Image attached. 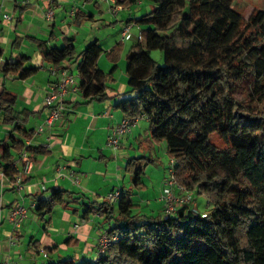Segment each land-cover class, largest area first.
I'll use <instances>...</instances> for the list:
<instances>
[{"label": "trees", "instance_id": "16d2710c", "mask_svg": "<svg viewBox=\"0 0 264 264\" xmlns=\"http://www.w3.org/2000/svg\"><path fill=\"white\" fill-rule=\"evenodd\" d=\"M142 1L149 2V12L127 21L141 28V40L126 54V75L137 85L115 108L127 118L148 119L144 142L165 143L176 183L204 196L208 209L200 213L185 204L173 216L137 212L131 197L143 188L145 168L153 160L130 158L124 171L132 186L119 190L116 203L106 198L81 203L84 218L113 220L105 232L114 240L105 253L94 260L44 264H264V11L245 18L233 0L115 3L128 7ZM32 41L46 63L68 69L76 64L84 99L107 98L110 76H97L98 60L104 54L117 62L122 42L104 51L95 40L77 52L69 38L59 48ZM154 50L163 54L162 64L151 58ZM28 60L22 55L6 62L2 73L27 79L38 70L25 66ZM247 81L242 99L236 98ZM15 104L14 95L0 93L1 122L12 127L0 140V172L11 183L18 174L16 156L49 152L26 144L35 130L25 128L26 115ZM74 195L58 188L44 191L33 196V211L48 224L54 209L70 206Z\"/></svg>", "mask_w": 264, "mask_h": 264}, {"label": "crops", "instance_id": "0c3cea01", "mask_svg": "<svg viewBox=\"0 0 264 264\" xmlns=\"http://www.w3.org/2000/svg\"><path fill=\"white\" fill-rule=\"evenodd\" d=\"M23 1L25 0H0V93L6 90L16 97V111L24 112L26 115L23 125L28 130H36L48 115L44 98L50 85L55 84L58 78L50 74L49 68L52 65L44 61L36 42L32 40L46 41L49 47L58 48L63 45L65 38L72 39L74 43L79 32L71 28L70 24L63 31L68 18L72 19V24L83 22L84 30L86 23L94 22L97 15L94 7L100 9L97 12L101 16L104 13L101 11L104 8L102 6H105L109 13L119 17L116 21L120 23L121 29L113 44L105 49L100 44L104 51H108L118 42H122L124 46L125 41L121 39L123 27L129 25L127 24L129 19H136L145 13L140 14L143 2L123 7L108 0H100L99 3L96 0H54L53 20L48 22L45 17L47 4L44 0H28L27 4ZM146 8L150 10V5L145 6ZM71 11L75 12V16H71ZM125 11L126 18L123 15ZM76 13H80L79 20L76 19ZM5 14L10 15L12 19L4 20ZM116 27L113 29H117ZM140 32L141 28L130 36L129 39L133 38L132 45L138 42ZM95 40L98 41L93 32L85 33L81 41L83 47L85 45L82 50ZM123 53L124 49L120 59L115 63L109 62L104 54L99 57L97 76L101 77L103 74L110 76L107 98L89 100L84 99L80 92L70 93L65 98L60 120L51 130L35 134L30 144L45 147L49 152L29 155L33 168L30 174L22 176L20 189L0 172V263L44 264L47 261L65 259L76 261L96 259L98 241L106 226L104 222H99V218L103 217L84 218L81 203L102 202L110 193L129 189L132 186V179L130 174L125 173L124 166L130 158L141 153L145 155L140 156H146L153 162L147 165L151 167L150 169L147 166L145 168L142 177L143 188L138 194L140 201L133 200L135 210L149 216L164 215L160 197L168 163L161 165L157 159L155 144L151 147L144 142L149 135L148 119L146 117L138 119L131 132L120 140L118 151L112 152L106 148L108 127L116 125L124 118L115 105L127 98L128 92L137 85L126 75V55L123 57ZM22 55L29 58L25 66L38 68L37 72L24 80L13 74L4 75L3 65L6 62H14ZM39 55L42 59H39ZM32 59H36L35 64H31ZM53 67L58 69L64 65ZM72 71L77 72V69ZM11 129L12 127L0 130V140ZM144 145L147 147L146 150L142 148ZM164 155L167 156L166 146ZM16 158L18 159V156ZM59 165L72 169L76 173L79 185H74L66 177L57 178L55 170ZM144 176L146 182H143ZM52 188L73 192L77 194L73 199L77 200L69 199L71 204L68 207H56L46 226L47 224L33 211L35 205L33 196ZM149 189L153 192L152 196ZM135 193H139L138 190H134L133 195ZM175 193L179 194L176 190ZM17 206H23L27 213L19 227H14L10 221V212ZM188 206L190 207V203ZM196 206L197 204L193 209L197 210ZM53 216L59 219L57 227L52 223ZM43 253L47 256L44 257Z\"/></svg>", "mask_w": 264, "mask_h": 264}, {"label": "built area", "instance_id": "2783aa9c", "mask_svg": "<svg viewBox=\"0 0 264 264\" xmlns=\"http://www.w3.org/2000/svg\"><path fill=\"white\" fill-rule=\"evenodd\" d=\"M47 4L45 17L48 22L53 20L54 14V0H44ZM115 3V0H108ZM23 3L27 4L28 0L23 1ZM71 16H75V12L71 11ZM4 20L10 21L12 18L10 15H3ZM130 29L129 25H125L121 31V39L126 40L130 38ZM138 40H141V34H138ZM50 74L57 76L58 81L55 84L50 85L49 91L47 92L44 98V104L48 108V115L44 119V121L36 128L35 134H41L46 131L51 130L55 123L60 120L63 110H64V101L65 98L70 93H81L79 89V80H78V72H73L68 68H58L51 66L49 68ZM144 117V116H140ZM137 118H127L124 117L119 123L114 126L108 127V133L106 136V148L111 150L112 152H116L120 148V140L128 135L131 132V129L135 126L138 121ZM30 141H27L28 145ZM16 169L18 170V174L15 178L14 184L17 188L22 187V176L30 174L33 168V162L29 156V154L25 151L19 154V157L15 163ZM56 177L68 178L74 185H79V180L76 176V173L72 169H68L65 165H59L56 167ZM174 173V160L170 159L168 164V169L166 176L163 179V189L160 200L163 202V213L166 216H173L176 210L182 205L189 204L191 201V193L189 190L184 187L178 185L173 176ZM175 190L178 191L179 194L175 193ZM120 191H115L106 196V199L111 203H116L119 199ZM26 209L23 206H17L10 212V221L13 223L14 227H19L22 220L26 217ZM114 240L107 236V233L102 231L98 246L96 250L97 257L101 256L105 253L110 242ZM43 256H46V253H43ZM7 264V263H0Z\"/></svg>", "mask_w": 264, "mask_h": 264}, {"label": "rangeland", "instance_id": "374dc122", "mask_svg": "<svg viewBox=\"0 0 264 264\" xmlns=\"http://www.w3.org/2000/svg\"><path fill=\"white\" fill-rule=\"evenodd\" d=\"M96 1L98 3L100 2V0H96ZM233 1H234L233 8H235L238 12H241L245 16V18H247L252 13V11H254V10L264 11V0H233ZM142 2H143V7L140 11V14H143V13H146L149 11V8L145 9V6H149V2H147V1H142ZM92 7H93V4H92ZM102 7H104V8H103V10L101 9V11H103L104 13L101 16H99V13L97 12L100 9H98L97 7L96 8L94 7V9L96 10L94 12H96V14H97L94 17V22H91L92 24L89 22L86 23L84 30L82 28V26L84 24L83 22H77V23L72 24L71 18H68V21H66L67 24H66V26L63 27V31L66 30L67 25L70 24L71 28H73V29H75V31L79 32V35L75 38V41H74V46H75L77 52H80L85 47V45L83 47V45L81 44V41H82L85 33H89V32L92 33L93 32V35L98 39V43L101 44L104 49L107 48V46H110L111 44H113L114 38L119 35V30H121L119 27L120 23L118 21H116V20H118L119 17H117V16L115 17L112 13H109L107 11L108 8H105V6H102ZM123 15L125 18L127 17L126 11L123 12ZM114 26H117L116 27L117 29H113ZM129 26L131 27L130 32H129L130 36H132L133 33H135V31H137V30L139 31L140 27L138 25L129 24ZM87 28H89V29H87ZM87 30H88V32H87ZM124 41L125 42H124V46H123V49H124L123 57H125L129 48L132 46L133 38L132 39H126ZM150 55H151V58L154 59L159 64L163 63V54L161 53V51H159V50L151 51ZM102 57H104V56H102ZM39 59H42L41 55H39ZM30 62H31V64H35L36 59H32ZM76 68H77V66L75 63L71 64L70 70H72V69L74 70ZM247 85H248V81L245 82L241 87H239L235 91V97L236 98L242 99L243 93L247 89ZM8 128H11V127L6 125V124H3L0 121V130L8 129ZM211 139L213 142H216L218 145H220V146L222 145V142H220L219 140H214L213 138H211ZM155 146H156V150H157L156 151L157 157H158L157 159L160 161L161 165L165 164V163L169 164L170 158L168 156L164 155L165 144L160 143V144H155ZM142 148L145 150L147 149L146 145H144V147H142ZM140 155H145V154L141 153L139 155H136L135 157H138ZM147 167H148V169L151 168L149 166H147ZM143 182H146V176H144ZM138 192L139 193H135V195H133L131 198H132V200L139 202L140 199H139L138 194H140V191L138 190ZM149 193L151 194V196L153 195V192H152V190L150 191V189H149ZM196 204H197V206H196L197 210L196 211H198L200 213L207 211L208 207H207L206 198L204 196L198 195L197 193L194 192V194L191 195L190 207L193 208V206ZM140 210L143 211L142 208H140ZM53 217H54V219H53L52 223L55 225V227H57V225L59 224V219L56 216H53ZM99 222L100 223L104 222L105 223L104 226L108 227V222H110L112 224L113 220H109L107 222L103 218H99ZM46 226H48V224Z\"/></svg>", "mask_w": 264, "mask_h": 264}]
</instances>
